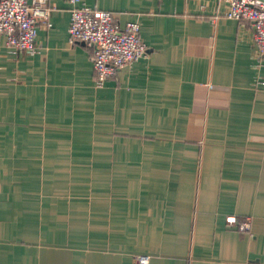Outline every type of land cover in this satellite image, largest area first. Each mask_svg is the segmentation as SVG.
Listing matches in <instances>:
<instances>
[{
  "label": "crops",
  "instance_id": "1",
  "mask_svg": "<svg viewBox=\"0 0 264 264\" xmlns=\"http://www.w3.org/2000/svg\"><path fill=\"white\" fill-rule=\"evenodd\" d=\"M147 56L93 83L50 0L35 55L0 35V264H264V57L220 0H78ZM250 218V233L227 226Z\"/></svg>",
  "mask_w": 264,
  "mask_h": 264
},
{
  "label": "built area",
  "instance_id": "2",
  "mask_svg": "<svg viewBox=\"0 0 264 264\" xmlns=\"http://www.w3.org/2000/svg\"><path fill=\"white\" fill-rule=\"evenodd\" d=\"M225 5L216 18L237 20L248 25L251 40L258 58L264 57V0H220ZM68 44L82 45L90 49L93 83L101 88L106 80L113 79L117 72L144 59L148 47L140 36V25L128 21L123 25L115 15L69 0ZM50 0H0V35L14 53L35 55L38 50V29L50 27ZM264 85V82L262 83ZM227 226L240 232L250 233V218L238 219L228 216ZM135 264H147L149 256L136 255Z\"/></svg>",
  "mask_w": 264,
  "mask_h": 264
}]
</instances>
